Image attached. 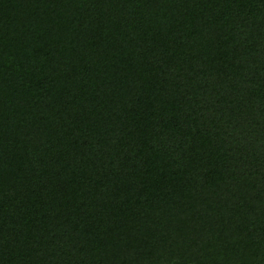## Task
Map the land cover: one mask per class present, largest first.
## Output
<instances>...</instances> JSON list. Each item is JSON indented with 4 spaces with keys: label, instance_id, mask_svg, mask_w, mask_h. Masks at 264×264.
I'll return each instance as SVG.
<instances>
[{
    "label": "trees",
    "instance_id": "16d2710c",
    "mask_svg": "<svg viewBox=\"0 0 264 264\" xmlns=\"http://www.w3.org/2000/svg\"><path fill=\"white\" fill-rule=\"evenodd\" d=\"M0 264H264V0H0Z\"/></svg>",
    "mask_w": 264,
    "mask_h": 264
}]
</instances>
